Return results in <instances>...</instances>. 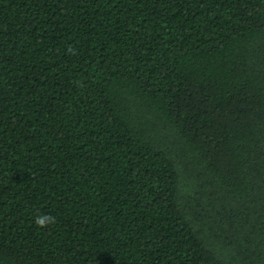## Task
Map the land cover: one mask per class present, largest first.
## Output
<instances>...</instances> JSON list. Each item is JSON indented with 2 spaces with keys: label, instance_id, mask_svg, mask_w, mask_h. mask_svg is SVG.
<instances>
[{
  "label": "trees",
  "instance_id": "16d2710c",
  "mask_svg": "<svg viewBox=\"0 0 264 264\" xmlns=\"http://www.w3.org/2000/svg\"><path fill=\"white\" fill-rule=\"evenodd\" d=\"M0 264H264V0H0Z\"/></svg>",
  "mask_w": 264,
  "mask_h": 264
},
{
  "label": "clouds",
  "instance_id": "9594fccd",
  "mask_svg": "<svg viewBox=\"0 0 264 264\" xmlns=\"http://www.w3.org/2000/svg\"><path fill=\"white\" fill-rule=\"evenodd\" d=\"M34 219H35V224L41 228L46 227L47 225L54 223L55 221V217L44 213L35 216Z\"/></svg>",
  "mask_w": 264,
  "mask_h": 264
}]
</instances>
